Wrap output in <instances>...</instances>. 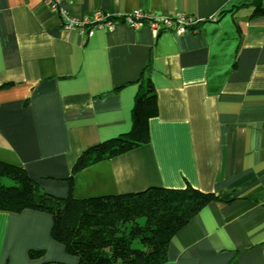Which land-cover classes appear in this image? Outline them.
Segmentation results:
<instances>
[{
  "label": "crops",
  "instance_id": "obj_1",
  "mask_svg": "<svg viewBox=\"0 0 264 264\" xmlns=\"http://www.w3.org/2000/svg\"><path fill=\"white\" fill-rule=\"evenodd\" d=\"M259 7L68 0L78 19L143 11L201 20L195 33L118 23L87 38L64 30L43 0L0 1V161L64 198L82 152L129 132L147 78L157 103L149 142L75 173L72 196L188 185L220 200L170 238L161 264H264V0ZM51 226L45 212L0 211V264H77Z\"/></svg>",
  "mask_w": 264,
  "mask_h": 264
},
{
  "label": "trees",
  "instance_id": "obj_2",
  "mask_svg": "<svg viewBox=\"0 0 264 264\" xmlns=\"http://www.w3.org/2000/svg\"><path fill=\"white\" fill-rule=\"evenodd\" d=\"M253 5L260 10V0ZM156 115V97L146 78L134 100L129 132L82 152L72 166L64 198L46 194L23 169L0 161V211L50 214L51 237L77 264H161L170 238L218 197L188 185L87 199L72 196L75 173L147 144L148 120Z\"/></svg>",
  "mask_w": 264,
  "mask_h": 264
},
{
  "label": "built area",
  "instance_id": "obj_3",
  "mask_svg": "<svg viewBox=\"0 0 264 264\" xmlns=\"http://www.w3.org/2000/svg\"><path fill=\"white\" fill-rule=\"evenodd\" d=\"M43 2L50 11L60 16L64 30H75L80 36L87 38L91 37L95 31H112L118 23H124L131 29L148 27L157 33L167 32L173 35L195 33L201 23L200 19L186 13H177L170 18H160L143 11H135L124 16H110L97 11L89 19H78L70 16L67 9L68 0H43Z\"/></svg>",
  "mask_w": 264,
  "mask_h": 264
},
{
  "label": "rangeland",
  "instance_id": "obj_4",
  "mask_svg": "<svg viewBox=\"0 0 264 264\" xmlns=\"http://www.w3.org/2000/svg\"><path fill=\"white\" fill-rule=\"evenodd\" d=\"M7 183H9V182L7 181Z\"/></svg>",
  "mask_w": 264,
  "mask_h": 264
}]
</instances>
